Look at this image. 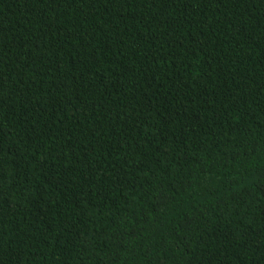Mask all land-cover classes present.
Wrapping results in <instances>:
<instances>
[{
  "label": "trees",
  "instance_id": "16d2710c",
  "mask_svg": "<svg viewBox=\"0 0 264 264\" xmlns=\"http://www.w3.org/2000/svg\"><path fill=\"white\" fill-rule=\"evenodd\" d=\"M0 264H264V0H0Z\"/></svg>",
  "mask_w": 264,
  "mask_h": 264
}]
</instances>
